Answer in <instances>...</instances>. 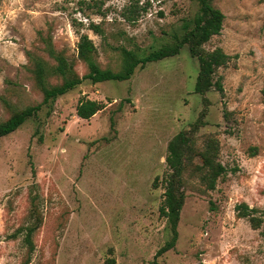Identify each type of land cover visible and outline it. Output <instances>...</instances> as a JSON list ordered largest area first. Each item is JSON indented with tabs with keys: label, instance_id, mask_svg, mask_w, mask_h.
Wrapping results in <instances>:
<instances>
[{
	"label": "rangeland",
	"instance_id": "1",
	"mask_svg": "<svg viewBox=\"0 0 264 264\" xmlns=\"http://www.w3.org/2000/svg\"><path fill=\"white\" fill-rule=\"evenodd\" d=\"M214 5L223 30L204 47L237 56L216 72L223 93L195 92L199 63L186 46L129 81H84L0 139V264H264V0ZM197 10L196 0H2L0 122L42 102L27 68V51L52 62L39 32L83 76L82 34L103 68L119 69V47L145 54L170 44ZM87 99L104 108L85 120L77 106ZM200 117L197 142L214 138L227 172L214 190L191 181L176 245L158 256L170 239L160 211L168 144ZM241 203L256 209L257 229L237 216Z\"/></svg>",
	"mask_w": 264,
	"mask_h": 264
},
{
	"label": "trees",
	"instance_id": "2",
	"mask_svg": "<svg viewBox=\"0 0 264 264\" xmlns=\"http://www.w3.org/2000/svg\"><path fill=\"white\" fill-rule=\"evenodd\" d=\"M196 1L198 3L197 12L190 21L183 24L182 31L172 36L170 44L150 50L145 54H139L126 47H119L118 51L122 57L119 69L103 68L98 61V49L95 43L88 35L82 34L77 47L78 60L87 67V73L82 76L76 70V62L69 60L62 51L55 48L50 33L44 36L42 32H39L38 35L43 44L40 49L52 62L27 51L29 59L27 68L33 77L35 87L42 94V102L13 111L5 121L0 122V139L17 131L28 120L39 117L44 107H52L60 97L68 94L84 81L92 83L129 81L136 73L137 68L177 56L186 46H188L191 56L196 58L199 63L195 92L204 95L215 88L218 92L223 93L222 79L215 80L216 72L221 67H227L231 60L237 56L228 55L220 47L207 50L204 46L210 42L212 37L221 34L225 15L214 5L215 0ZM127 19L131 22L136 21L134 17ZM90 29L97 34L102 33L99 25L94 23L90 24ZM103 108L104 105L97 101L82 100L77 106V115L79 118L87 120ZM204 125L203 118H198L189 129L180 131L168 144L166 163L169 171L163 177L165 194L160 211L168 221L170 239L159 250L158 256L173 249L176 245L179 237L178 225L186 200V189L191 181L197 180L206 189L214 190L218 180L227 172L226 168L218 161V142L210 137H206L201 144L197 142V133ZM235 210L239 218H248L252 227L258 228L254 217L256 209L246 203H241L235 207ZM32 217H35L37 221L25 227V243L28 245L29 254H32L35 249L32 236L41 224V218L37 211H34ZM29 260L30 257L24 264H28ZM114 263V259H111L107 264Z\"/></svg>",
	"mask_w": 264,
	"mask_h": 264
}]
</instances>
